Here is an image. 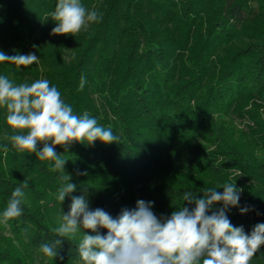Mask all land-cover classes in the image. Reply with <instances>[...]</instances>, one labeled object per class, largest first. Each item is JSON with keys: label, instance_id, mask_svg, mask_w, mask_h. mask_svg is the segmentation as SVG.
I'll return each instance as SVG.
<instances>
[{"label": "trees", "instance_id": "16d2710c", "mask_svg": "<svg viewBox=\"0 0 264 264\" xmlns=\"http://www.w3.org/2000/svg\"><path fill=\"white\" fill-rule=\"evenodd\" d=\"M57 2L0 0V51L39 58L0 62V75L17 85L47 79L75 114L88 112L118 139L55 147L76 185L60 203L65 174L17 152L0 107V213L28 182L22 215L0 223V264H83L84 230L55 232L74 196L113 218L142 199L164 218L195 207L185 192L201 198L231 182L242 189L226 213L232 224L250 233L264 223V0H80L102 19L73 36L52 34ZM57 239V257H44L39 247ZM250 264H264V245Z\"/></svg>", "mask_w": 264, "mask_h": 264}, {"label": "clouds", "instance_id": "9594fccd", "mask_svg": "<svg viewBox=\"0 0 264 264\" xmlns=\"http://www.w3.org/2000/svg\"><path fill=\"white\" fill-rule=\"evenodd\" d=\"M50 18L56 26L53 35L78 33L89 22H97L102 16L97 11L87 10L80 0H58ZM35 54L6 55L0 51V62L16 66L38 63ZM85 78L81 77L80 89ZM0 107L6 109V123L14 134L10 139L17 152L35 154L40 161H52V171L64 173L66 159L57 154L55 147L62 146L65 152L73 142L91 145L96 141L104 144L115 142L111 128L98 124L88 112L74 113L71 105L62 98L55 86L47 79L14 84L6 75H0ZM42 145V148H38ZM7 151V147L4 149ZM65 174V173H64ZM68 181L58 189L57 199L76 191V185ZM27 180L11 193L5 209L0 213V223L5 226L22 215L20 207L24 198ZM223 188V192L217 189ZM235 183L225 182L217 188H207L203 197L185 192L183 200L189 207L180 206L169 217H158L152 211V202L138 200L134 209H124L113 218L103 209H89L85 196H74L70 211L59 217L55 232L59 237L75 238L83 229L78 243V253L83 264H250L252 258L264 245V223H257L250 233L242 226H234L227 210L239 206L240 193ZM222 204L217 210L214 205ZM249 207H241L244 214ZM106 229L101 235L99 229ZM90 230L94 234H88ZM54 244H42L39 252L46 258L57 257ZM60 259H63L60 257Z\"/></svg>", "mask_w": 264, "mask_h": 264}]
</instances>
